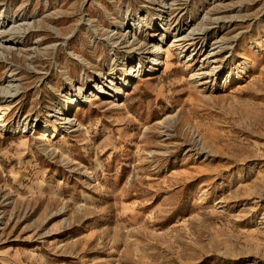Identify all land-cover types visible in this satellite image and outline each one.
<instances>
[{
    "label": "rangeland",
    "instance_id": "obj_1",
    "mask_svg": "<svg viewBox=\"0 0 264 264\" xmlns=\"http://www.w3.org/2000/svg\"><path fill=\"white\" fill-rule=\"evenodd\" d=\"M4 19L0 264H264V0Z\"/></svg>",
    "mask_w": 264,
    "mask_h": 264
},
{
    "label": "bare ground",
    "instance_id": "obj_2",
    "mask_svg": "<svg viewBox=\"0 0 264 264\" xmlns=\"http://www.w3.org/2000/svg\"><path fill=\"white\" fill-rule=\"evenodd\" d=\"M6 19V18H5ZM5 19L3 20V21H1L0 22V28H1V26L3 27L4 26V24H5ZM20 25V24H19ZM30 26H32V25H29L28 23H26L25 24V26H23L22 28H18V27H16V28H18V29H16V30H14V32H16V33H24V34H26L25 32H26V30H29V28H30ZM15 27V26H14ZM13 31V30H12ZM3 33H6V31L4 30V31H1L0 32V34L2 35ZM7 35V34H6ZM23 36V35H22ZM1 38H2V36H0V41H2L1 40ZM12 42V41H11ZM13 43V42H12ZM1 47V46H0ZM4 48V47H3ZM214 49L215 48H212L211 49V51L208 53V54H217L218 53V49L216 50V51H214ZM4 56H6V55H4V53L3 52H1V54H0V57H4ZM154 57H151V60L153 59ZM128 63H131L132 61H127ZM149 63V62H148ZM150 63H152V61H150ZM138 64V63H137ZM135 67H137V65L136 66H134V67H130V72H133V71H135V70H132V68H135ZM9 77L11 78L12 77V75H9ZM104 78V76L101 78V79H103ZM101 79H99V80H97V81H101ZM117 79V78H116ZM115 79V80H116ZM7 82H8V85H6L5 87H3V88H0V97L2 98V99H4V101H3V103L4 102H7V103H9V101H11L12 99H13V97H14V95H15V92H13V80H6ZM128 83V82H127ZM200 83V82H199ZM125 86H127V84H125L123 87H125ZM92 94V93H91ZM90 94V95H91ZM6 103V106H8V104ZM9 107V106H8ZM6 114V111H3L2 109H1V107H0V129L1 128H6L7 126H6V124L4 123V121H3V118H4V115ZM67 116H70L71 114H70V111H69V109H68V113L66 114ZM63 118V117H62ZM63 123L65 124V125H69V126H71V124H72V120L70 119V117H65L64 116V118H63ZM65 127V126H64Z\"/></svg>",
    "mask_w": 264,
    "mask_h": 264
}]
</instances>
